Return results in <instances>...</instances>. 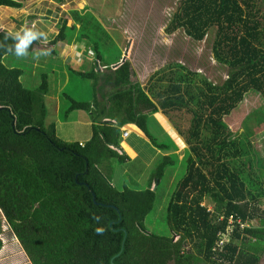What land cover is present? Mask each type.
<instances>
[{"label":"trees","instance_id":"16d2710c","mask_svg":"<svg viewBox=\"0 0 264 264\" xmlns=\"http://www.w3.org/2000/svg\"><path fill=\"white\" fill-rule=\"evenodd\" d=\"M22 4L0 0L1 6ZM85 4L62 11L47 47L51 54L57 41L66 38L68 44L69 31H76L71 42L88 38L81 22ZM175 5L165 32L182 30L195 41L211 33L212 57L227 67L221 83L169 62L144 86L128 58L104 62L95 45L113 35L99 23L105 42L89 41L94 56L65 50L62 43V57L40 72L37 91L25 86L22 68L4 63L0 49V210L30 264H264V185L259 193L250 190L229 164L241 156L244 134L257 153L256 165L264 168V149L251 139L253 125L264 127V113L260 117L255 108L264 107V0H179ZM6 33L12 32L0 24V41ZM43 44L34 42L29 50ZM65 52L72 62L80 55L92 66L71 70L72 62L62 64ZM50 84L58 99H70L63 120L71 110L88 112L89 138L65 140L55 122H47ZM169 110L189 114V146L161 116ZM150 115L163 122L180 152H163L170 142L152 132ZM130 126L155 155L152 170L139 182L116 168L130 159L121 147ZM173 172L174 184L169 183ZM170 186L164 216L168 234H159L148 230L145 217L157 191L165 187L167 193ZM94 214L103 217L99 224ZM97 227L105 233L97 235Z\"/></svg>","mask_w":264,"mask_h":264},{"label":"rangeland","instance_id":"374dc122","mask_svg":"<svg viewBox=\"0 0 264 264\" xmlns=\"http://www.w3.org/2000/svg\"><path fill=\"white\" fill-rule=\"evenodd\" d=\"M21 1L23 3L22 6L17 8L0 5L1 28L14 33L23 28L25 24L30 23L33 28L35 27L47 34V41L43 44L44 47H49L56 27L63 19V10H67L69 7L81 9L85 3L88 9L81 13V22H85L82 25V31L88 38L71 42V38L75 39L72 33L74 30L66 32L70 36V40H67L68 44L65 43L66 38L63 42L57 41L55 43V53L42 56L38 61L33 60L31 54L41 49L39 47L41 45H38V48L29 50L30 55L27 59H17L9 54L4 55L3 61L7 66H17L23 69V82L31 90L37 91L40 72L62 57V54L58 53L59 49L64 48L62 43L65 44V50L74 49L77 54L84 49V51L86 50L84 53L92 56L94 51L90 49L89 41H94L98 38L100 42H105L104 35L98 30L96 23L102 25L113 35L112 40L104 45H95L97 50L100 48L103 52L104 62L113 61L117 63L124 58H128L132 63L135 74L144 86L149 85L151 73H154L159 68L163 69L162 67L169 62L172 64L181 63L190 70L199 71L213 83H221L225 78L227 67L219 65L212 57L211 46L214 37L211 33H208L203 40L195 41L187 34H184L182 30H175L171 33L165 32L164 26L171 15L172 9L175 8V4L179 0H63L64 3L57 0ZM37 13L40 17L39 20L29 18L30 15L38 16ZM93 17L96 19H93ZM88 51L92 54L88 53ZM77 57L72 62L71 58L64 55V63L59 62L62 64L72 62L71 70L78 68V66L85 67V69L92 66L91 62L85 60L83 56ZM76 62H78V65L75 64ZM79 81V84H83L86 87V91L83 93L84 98H89L90 90L88 86L83 83V79ZM146 81L147 83H144ZM76 84H78L77 81ZM77 90L78 93H82L78 88ZM70 92L75 93L73 90ZM45 103L47 107V122H55L57 133L61 138L70 141L85 140L91 136V121L86 110H71L66 115V119H62L63 110L68 107L70 99H65L63 96L58 99L57 93L53 91L52 84L48 85ZM255 108L258 115L262 117L264 107L260 108L257 106ZM161 116L169 123L183 143L189 146L186 140L187 127L190 122L189 114L185 111L169 110L161 112ZM154 117L150 115L148 118L152 132H155L154 134L158 136V139L168 140L171 145L169 149L163 152L166 154L169 152H180L181 148L171 138L163 122L156 116ZM130 127L132 129L129 135L127 138H123L121 142V147L129 155L130 159L124 164L116 163V168L118 172L124 168L123 170L128 172L131 180L139 182L142 179L145 180L147 173L152 170L155 155H151L148 151L149 144L146 138L134 126ZM251 133V139L259 142L257 148L263 150L264 127L260 128L257 125H253ZM191 142H193L192 138H190ZM241 146V156L230 159L229 164L241 175L250 190L259 193L264 185V177L262 176V170L256 165L257 153L251 144L247 143V137L244 134L241 137ZM174 175L175 173L173 172L169 183L172 182L174 184L176 179H174ZM172 186L168 188L167 193L165 187L157 191L153 208L145 217V224L148 230L159 234H168L164 216ZM221 233L223 239L228 237V231ZM0 239L2 242L0 264H30L17 238L11 234L1 210Z\"/></svg>","mask_w":264,"mask_h":264},{"label":"clouds","instance_id":"9594fccd","mask_svg":"<svg viewBox=\"0 0 264 264\" xmlns=\"http://www.w3.org/2000/svg\"><path fill=\"white\" fill-rule=\"evenodd\" d=\"M11 40L12 43L9 44L8 41ZM47 41V34L43 31L35 29L33 27L25 26L21 30L14 33H6L3 41H0V49L6 54L13 55L17 59H27L29 57V48L34 42ZM51 54V49L44 47L31 54L33 60H39L42 56H48ZM93 220L100 223L103 217L94 214ZM106 229L104 227L95 228V233L97 235H103Z\"/></svg>","mask_w":264,"mask_h":264},{"label":"crops","instance_id":"0c3cea01","mask_svg":"<svg viewBox=\"0 0 264 264\" xmlns=\"http://www.w3.org/2000/svg\"><path fill=\"white\" fill-rule=\"evenodd\" d=\"M37 14H38V13H37ZM42 16H43V17H46L45 15H42ZM39 18H40V17H39V14H38V16H37V15H34V18H33V19H38V20H39ZM42 19H45V18H42ZM39 23H40V22H39ZM75 25H76V27H77V26H78V23H76ZM34 28H35V27H34ZM35 29H37V28H35ZM75 32H76V31L74 30L73 33H75ZM50 33H51V32H50ZM50 33H49V34H50ZM85 49H86V48H85ZM84 52H86V50L84 51V49H83V51H81L79 54H81V53H82L83 55L85 54V56H88L89 58H90V57L92 58V57L94 56L90 51H88V53L92 54V56H89V55H87V54L84 53ZM65 55H66V56H69V57L71 56L68 52H65ZM72 56H73V55H72ZM78 57H80V55H78ZM127 131L129 132L130 129H128ZM153 133H155V132H153ZM258 168H259V167H258ZM260 170H262V176L264 177V170H263L262 168H260ZM263 181H264V180H263Z\"/></svg>","mask_w":264,"mask_h":264}]
</instances>
